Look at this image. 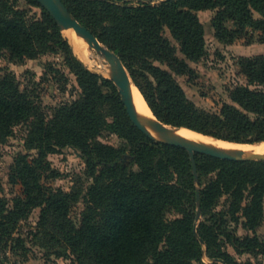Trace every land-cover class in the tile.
Instances as JSON below:
<instances>
[{"label": "trees", "instance_id": "trees-1", "mask_svg": "<svg viewBox=\"0 0 264 264\" xmlns=\"http://www.w3.org/2000/svg\"><path fill=\"white\" fill-rule=\"evenodd\" d=\"M63 1L119 54L160 120L219 139L264 141V89L251 87L264 85L263 53L240 58L248 84L232 88V102L219 112L200 107L175 76L191 75L190 61L207 54L199 11H215L211 23L220 42L232 43L248 28L260 30L264 41V0H164L135 6L119 0ZM28 2L42 9L41 17L20 8L18 0H0V57L62 53L80 93L48 118L35 90L22 89L13 72L0 75V144L17 125L26 124L25 146L37 150L32 157H15L10 179L22 184L23 193L11 200L0 196V244L22 243L15 236L19 223L40 208L38 233L79 264H251L238 260L228 245L264 251V242L237 236L230 226L242 221L255 231L264 220V160L197 153L196 175L189 151L142 132L129 118L114 81L86 68L51 13L38 0ZM105 131L117 134L120 143L102 141ZM66 146L84 158L92 179L87 188L77 182L65 190L43 181L58 175L48 155ZM80 200L85 205L76 221L72 207ZM169 211L178 214L168 218Z\"/></svg>", "mask_w": 264, "mask_h": 264}, {"label": "rangeland", "instance_id": "rangeland-1", "mask_svg": "<svg viewBox=\"0 0 264 264\" xmlns=\"http://www.w3.org/2000/svg\"><path fill=\"white\" fill-rule=\"evenodd\" d=\"M119 2L133 6L142 2L160 3L159 0H119ZM18 6L28 9L30 15L37 17L42 15V9L30 4L28 0H18ZM198 14L205 25L207 54L199 61H190L194 69L191 75L175 76L187 95L200 107L219 112L225 102H232L230 98L232 88L239 84H248L247 77L241 72L240 58L264 54V41L261 40L260 30L248 28L246 36L229 44L220 42L215 36L211 23L215 11L202 10ZM256 15L258 16V14ZM62 29L63 27L61 28L62 35L73 48V43ZM102 44L108 46L104 42ZM89 50V59L96 61L95 63L100 67H104L98 69L97 65L89 66L99 70L102 76L111 79L110 72L109 74L105 73L109 64L98 55L94 48L90 47ZM65 62L64 55L56 52H46L35 58H25L24 60H11L7 56H2L0 57V75L8 71L13 72L22 89L27 87L30 90H35L39 95L44 112L48 118H51L56 106L77 98L80 93L76 76ZM129 73L131 75L130 71ZM131 78L134 81L132 75ZM251 87L264 89L263 84H252ZM27 129L26 124L17 125L13 135L6 142L0 144V196L10 200L23 193L22 184L14 183L10 179L15 157L21 153H28L30 157L37 154V150H30L25 146ZM100 139L115 145L121 141L117 134L109 131H105ZM48 160L52 167L58 171V175L44 177L45 183L65 190H70L77 182L85 188L91 183L92 179L86 173L85 160L75 147L66 146L57 152L50 153ZM84 205V201L80 200L72 207V216L76 221L80 220ZM177 214L174 211H169L167 217L173 218ZM39 217L40 208H35L27 219L19 223L15 236L22 238V243L12 241L8 246L0 244V264H79L73 255H61L60 252L62 253L64 249L38 233ZM200 219H202V215H200ZM230 230L237 236H257L264 242V220L255 231L245 227L242 221L231 222ZM228 249L242 262L264 264V251L260 248L239 250L233 245H228ZM206 260L209 261L207 257Z\"/></svg>", "mask_w": 264, "mask_h": 264}, {"label": "water", "instance_id": "water-1", "mask_svg": "<svg viewBox=\"0 0 264 264\" xmlns=\"http://www.w3.org/2000/svg\"><path fill=\"white\" fill-rule=\"evenodd\" d=\"M42 6H44L48 12L57 20L60 26L63 24H68L75 28L78 33L87 41L108 64L110 68V78L117 85L120 93L122 102L124 104L125 110L131 119V121L145 134L154 139L155 141H159L166 144L181 146L187 149L194 163L195 173L197 175L196 170V160L195 154H209L215 157H220L224 159L231 160H264V154H256V155H246L243 153L239 154H230L229 152L218 150L208 146L207 144L194 140L192 138H188L182 136L180 134H176L172 132V128H182V126H174L164 121L160 120L156 114H154V118H148L147 121H143L140 115L136 110V106L134 103L133 93L134 86L138 87L131 78V75L124 64L123 60L119 56V54L109 48L108 46L102 44L98 36L92 32L87 26L82 24L80 20L75 16V14L68 8L63 0H38ZM140 1H154V0H140ZM164 1V0H159ZM74 52L76 53L79 60L84 64V66L94 72L101 73L99 70L90 67L84 59L76 52L73 45ZM139 88V87H138ZM153 111V110H152ZM150 128H154L157 132H160V136L154 134ZM216 138V137H215ZM263 142V141H262ZM199 198V193H198ZM198 205L200 206V202L198 200ZM200 207H198V220H200Z\"/></svg>", "mask_w": 264, "mask_h": 264}, {"label": "bare ground", "instance_id": "bare-ground-1", "mask_svg": "<svg viewBox=\"0 0 264 264\" xmlns=\"http://www.w3.org/2000/svg\"><path fill=\"white\" fill-rule=\"evenodd\" d=\"M64 33L68 36L71 42L74 45L76 52L84 59V61L90 66H96V68L101 69L99 64H96L93 60L89 59L90 50L89 48H93L84 38L78 33V31L68 24L62 25ZM61 27V28H62ZM93 50V49H91ZM110 69L109 65L106 68L105 73L109 74ZM134 103L136 106V110L143 121H147L148 118H154L153 111L149 106L146 98L144 97L141 90L134 86V93H133ZM151 131L160 136V132H157L154 128H150ZM172 132L176 134H180L182 136L192 138L194 140L203 142L208 146L229 152L230 154H239L243 153L249 156L256 155V154H264V141L258 143H242V142H234L224 139L215 138L211 135L203 134L201 132L192 130L187 127L182 128H172Z\"/></svg>", "mask_w": 264, "mask_h": 264}]
</instances>
